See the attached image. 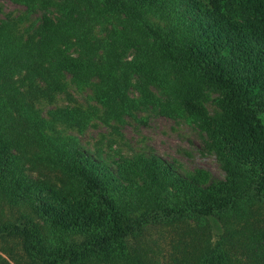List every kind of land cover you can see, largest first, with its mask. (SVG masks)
<instances>
[{"label": "trees", "instance_id": "16d2710c", "mask_svg": "<svg viewBox=\"0 0 264 264\" xmlns=\"http://www.w3.org/2000/svg\"><path fill=\"white\" fill-rule=\"evenodd\" d=\"M18 1L61 13L32 35L20 30L23 17L0 22V198L26 207L0 220V238L21 239L30 264H159L135 243L150 226L190 218L221 231L225 215L247 218L264 205V0ZM113 17H124L121 26L96 36V24ZM129 48L132 60L124 59ZM65 72L80 85L97 76L96 98L116 116L139 103L126 93L133 73L170 90L178 72L216 88L219 117L186 105L201 116L226 177L203 185L204 172L184 176L158 155L112 167L64 131L86 127L88 109L57 107L44 117L35 107L64 91ZM47 171L59 172L63 185ZM219 238L198 264H233ZM258 248L252 264H264V244Z\"/></svg>", "mask_w": 264, "mask_h": 264}, {"label": "rangeland", "instance_id": "374dc122", "mask_svg": "<svg viewBox=\"0 0 264 264\" xmlns=\"http://www.w3.org/2000/svg\"><path fill=\"white\" fill-rule=\"evenodd\" d=\"M10 15L23 17L20 30L25 35L34 34L44 24L45 17L53 21L61 17L57 5L27 7L18 0H0V22ZM122 20L124 17L101 20L96 24L95 35L106 36L114 26H121ZM129 49L124 59L132 60L134 50ZM67 50L72 56L80 54L78 45H71ZM64 76L67 82L64 91L55 92L53 98H43L35 103L36 109L44 117L57 107L81 106L88 109L92 118L86 127L82 130L66 128L64 131L74 136L86 150L100 154L112 167L116 168L118 161L134 155H158L184 176L204 172L203 185L226 177L216 152L210 146L209 133L202 125L201 116H195L186 105L189 100L208 117H219L221 110L216 102L219 97L216 88L178 72L177 76L171 75L176 88L170 90L133 73L126 93L139 103L121 110L116 116L96 98L97 76L92 78L91 86L76 83L69 72ZM26 82L28 84V80ZM142 82L146 83L145 88L151 97L144 96ZM35 83L45 85L40 77L35 79ZM20 84L17 79V85ZM24 148L31 157L32 151L26 146ZM30 174L35 178H45L37 170H31ZM46 176L58 186L63 185V176L59 172L47 171ZM25 209L0 198V220H14ZM251 211L247 218L235 213L225 215L221 231L214 229L211 223H199L190 218L160 222L150 226L135 243L144 246L159 264H198V253L209 243L214 246L221 235L225 237L222 247L229 253L233 264H252V248L259 250L261 248L258 247L264 244V205L255 203ZM30 261L21 239L0 238V264H30Z\"/></svg>", "mask_w": 264, "mask_h": 264}]
</instances>
